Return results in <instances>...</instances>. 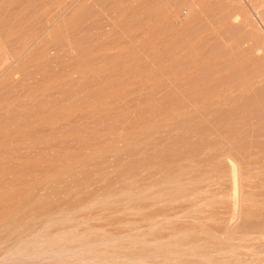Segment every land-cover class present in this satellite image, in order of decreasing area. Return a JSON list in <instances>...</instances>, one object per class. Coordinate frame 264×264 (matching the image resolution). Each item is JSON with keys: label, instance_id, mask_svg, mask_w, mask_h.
Listing matches in <instances>:
<instances>
[{"label": "rangeland", "instance_id": "374dc122", "mask_svg": "<svg viewBox=\"0 0 264 264\" xmlns=\"http://www.w3.org/2000/svg\"><path fill=\"white\" fill-rule=\"evenodd\" d=\"M263 96L264 0H0V264H264Z\"/></svg>", "mask_w": 264, "mask_h": 264}, {"label": "bare ground", "instance_id": "6f19581e", "mask_svg": "<svg viewBox=\"0 0 264 264\" xmlns=\"http://www.w3.org/2000/svg\"><path fill=\"white\" fill-rule=\"evenodd\" d=\"M113 1V0H112ZM129 1V0H128ZM134 1H136V0H134ZM138 1V0H137ZM165 1V0H164ZM119 2V1H118ZM140 2V1H139ZM168 2V1H167ZM180 2V1H179ZM117 3V2H116ZM129 3V2H128ZM132 3V2H131ZM156 3V2H155ZM169 3V2H168ZM95 4H96V2H95ZM103 4H105V3H103ZM145 4V3H144ZM120 5H122V4H120ZM119 7V6H118ZM127 7V6H126ZM144 7V6H143ZM100 8V7H99ZM102 8V7H101ZM109 8V7H108ZM111 8V7H110ZM117 8V7H116ZM157 8V7H156ZM105 9V8H104ZM115 9V8H114ZM151 9V8H150ZM161 9V8H160ZM119 10V9H118ZM126 10H127V8H126ZM142 10V9H141ZM87 11V10H86ZM104 11H106V10H104ZM149 11V10H148ZM100 12V11H99ZM129 12V11H128ZM139 12V11H138ZM145 12V11H144ZM150 12V11H149ZM112 13V12H111ZM163 13H164V10H163ZM167 13V12H166ZM93 14V13H92ZM131 14V13H130ZM141 14V13H140ZM161 14V13H160ZM83 15V14H82ZM162 15V14H161ZM74 16V15H73ZM86 16V15H85ZM130 17V16H129ZM160 17V16H159ZM141 18V17H140ZM143 18V17H142ZM74 19V18H73ZM112 19V18H111ZM129 19V18H128ZM137 19V18H136ZM93 20V19H92ZM120 20V19H119ZM123 20V19H122ZM159 20V19H158ZM160 20H161V18H160ZM79 21V20H78ZM129 21V20H128ZM146 21H147V19H146ZM141 22V21H140ZM167 22V21H166ZM76 23H78V22H76ZM80 23V22H79ZM126 23V22H125ZM111 24V23H110ZM135 24V23H134ZM158 24V23H157ZM72 25V24H71ZM159 25V24H158ZM111 26H112V24H111ZM72 27V26H71ZM163 27H165V26H163ZM82 28V27H81ZM129 28V27H128ZM157 28V27H156ZM180 28H182V27H180ZM147 29V28H146ZM158 29V28H157ZM66 30V29H65ZM107 30V29H106ZM181 30V29H180ZM183 30H185V29H183ZM71 31V30H70ZM126 31V30H125ZM147 31V30H146ZM149 31V30H148ZM177 31H179V30H177ZM75 32V31H74ZM180 32V31H179ZM116 33H118V32H116ZM139 33V32H138ZM166 33V32H165ZM172 33V32H171ZM178 33V32H177ZM112 34V33H111ZM146 34V33H145ZM144 34V35H145ZM149 34V33H148ZM162 34V33H161ZM117 35V34H116ZM142 35V34H141ZM158 35H160V34H158ZM165 35V34H164ZM126 36V35H125ZM147 36V35H146ZM167 36V35H166ZM174 36V35H173ZM144 37V36H143ZM143 37H141V39L143 38ZM148 37V36H147ZM153 37V36H152ZM159 37V36H158ZM116 38V37H115ZM118 38V37H117ZM129 38V37H128ZM170 38V37H169ZM180 37H178V39H179ZM152 39H154V38H152ZM173 39H174V37H173ZM134 40V39H133ZM145 40V39H144ZM147 40V39H146ZM171 40H172V38H171ZM180 40V39H179ZM110 41H111V39H110ZM109 41V42H110ZM120 41V40H119ZM139 41H141V40H139ZM138 41V42H139ZM162 41V40H161ZM116 42V41H115ZM137 42V43H138ZM160 42V41H159ZM172 42V41H171ZM170 42V43H171ZM176 42V41H175ZM112 44V43H111ZM140 44V43H139ZM144 43H142V45H143ZM146 44V43H145ZM113 45H114V43H113ZM141 45V44H140ZM147 46V45H146ZM166 46V45H165ZM120 47H121V45H120ZM119 47V48H120ZM127 47V46H126ZM145 47V46H144ZM143 47V48H144ZM151 47V46H150ZM147 48H149V47H147ZM162 48H164V47H162ZM118 49V48H117ZM122 49H124V47L122 48ZM121 50V49H120ZM125 50V49H124ZM123 51V50H122ZM158 51H159V49H158ZM118 52V51H117ZM121 52V51H120ZM154 52V51H153ZM155 53V52H154ZM162 53V52H161ZM130 54V53H129ZM129 54H127V55H129ZM120 55V54H119ZM127 55H125V56H127ZM150 55V54H149ZM157 55V54H156ZM159 55V54H158ZM131 56V55H130ZM114 57V56H113ZM129 57V56H128ZM151 57V56H150ZM153 57V56H152ZM122 58V57H121ZM118 60H119V58H118ZM129 60V59H128ZM153 60V59H152ZM114 61V60H113ZM116 61V60H115ZM146 61V60H145ZM150 61V60H149ZM128 63H130V62H128ZM234 71V70H233ZM236 78V77H235ZM234 78V79H235ZM236 82V81H235ZM236 85V84H235ZM232 86V85H231ZM233 87V86H232ZM256 96V95H255ZM251 97V96H250ZM264 97V96H263ZM255 98V97H254ZM245 102L247 101V100H244ZM258 101V100H257ZM249 102V101H248ZM256 102V101H255ZM264 107V106H263ZM239 108V107H238ZM241 109V108H240ZM248 109V108H247ZM236 112V111H235ZM247 113V112H246ZM249 113V112H248ZM247 113V114H248ZM230 120V119H229ZM233 123H234V121H233ZM228 154H230V153H228ZM233 170V169H232ZM232 174H233V171H232ZM264 174V173H263ZM88 248V247H87ZM261 248V247H260ZM85 249V248H84ZM90 249V247L88 248V249H85V250H89ZM84 250V251H85ZM87 251H85V252H87ZM89 251H91V253L92 252H96V251H94V249L93 250H89ZM82 253V252H81ZM86 256V255H85ZM98 259H100V258H98ZM97 260V259H96ZM245 263H247V261L245 262Z\"/></svg>", "mask_w": 264, "mask_h": 264}]
</instances>
